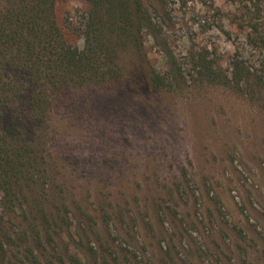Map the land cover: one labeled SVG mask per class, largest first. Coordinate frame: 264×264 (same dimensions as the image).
<instances>
[{
    "label": "rangeland",
    "instance_id": "obj_1",
    "mask_svg": "<svg viewBox=\"0 0 264 264\" xmlns=\"http://www.w3.org/2000/svg\"><path fill=\"white\" fill-rule=\"evenodd\" d=\"M144 5L161 30L144 35L161 74L170 55L188 78L206 50L224 67L236 52L260 59L244 31L226 34L239 0ZM88 9L59 1L57 20L80 31ZM130 90L84 89L53 112L51 162L67 198L57 264H264V95L193 82Z\"/></svg>",
    "mask_w": 264,
    "mask_h": 264
},
{
    "label": "trees",
    "instance_id": "obj_2",
    "mask_svg": "<svg viewBox=\"0 0 264 264\" xmlns=\"http://www.w3.org/2000/svg\"><path fill=\"white\" fill-rule=\"evenodd\" d=\"M59 1L4 0L0 7V264H57L67 198L51 162L52 118L79 91L129 82L130 92L150 94L193 82L253 102L264 95V0H239L244 11L228 17L226 32L244 31L258 63L248 51L236 52L224 67L206 50L189 78L172 55L166 74L151 65L144 35L156 39L161 30L144 0H84L89 9L80 31L59 24ZM75 35L82 47L70 40ZM70 262L88 264L80 257Z\"/></svg>",
    "mask_w": 264,
    "mask_h": 264
}]
</instances>
